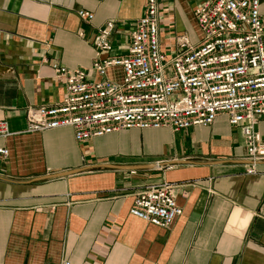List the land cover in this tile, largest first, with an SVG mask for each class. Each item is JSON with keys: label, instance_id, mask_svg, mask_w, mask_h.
Masks as SVG:
<instances>
[{"label": "crops", "instance_id": "1", "mask_svg": "<svg viewBox=\"0 0 264 264\" xmlns=\"http://www.w3.org/2000/svg\"><path fill=\"white\" fill-rule=\"evenodd\" d=\"M202 0L160 5V41L195 44ZM145 0H0V264H264V161L256 174L224 115L208 127L129 129L77 142L26 132L28 107L61 104L53 65L88 69L108 23L122 54ZM78 10L93 14L81 20ZM264 28V0H260ZM198 29V28H197ZM264 142V117L256 126ZM160 165V169L156 164ZM176 184L182 214L160 228L129 214L144 186ZM186 192L184 198L181 194Z\"/></svg>", "mask_w": 264, "mask_h": 264}, {"label": "built area", "instance_id": "2", "mask_svg": "<svg viewBox=\"0 0 264 264\" xmlns=\"http://www.w3.org/2000/svg\"><path fill=\"white\" fill-rule=\"evenodd\" d=\"M173 0H145L124 53L104 57L114 49V29L108 23L94 39L96 59L88 69L53 65L63 82L61 104L28 107L26 132L68 127L77 142H87L129 129L167 128L173 132L208 127L224 115L243 137L245 173L256 174L264 161V142L256 129L264 117V28L260 0H202L193 16L202 37L195 44L178 36L169 52L160 41V5ZM90 22L93 14L77 11ZM121 67L119 82L107 71ZM9 135L0 121V137ZM0 156H8L0 148ZM156 167L160 169L159 163ZM178 186L162 181L144 186L133 199L129 214L168 228L182 214L176 202ZM184 198L187 193L181 194ZM58 264H70L63 261Z\"/></svg>", "mask_w": 264, "mask_h": 264}, {"label": "rangeland", "instance_id": "3", "mask_svg": "<svg viewBox=\"0 0 264 264\" xmlns=\"http://www.w3.org/2000/svg\"><path fill=\"white\" fill-rule=\"evenodd\" d=\"M195 39L199 40L202 37V33L199 29L195 28L193 33ZM172 47L169 44L162 42L163 51L169 52ZM125 46L121 45L117 48L118 51L124 53ZM108 78L112 81L119 82L122 79V69L121 67H112L107 71Z\"/></svg>", "mask_w": 264, "mask_h": 264}]
</instances>
